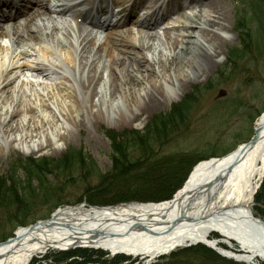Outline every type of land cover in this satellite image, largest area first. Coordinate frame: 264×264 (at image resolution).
<instances>
[{
    "label": "bare ground",
    "instance_id": "6f19581e",
    "mask_svg": "<svg viewBox=\"0 0 264 264\" xmlns=\"http://www.w3.org/2000/svg\"><path fill=\"white\" fill-rule=\"evenodd\" d=\"M54 1L41 0L31 11L0 16V41L9 43H0V165L17 147L58 156L62 143L68 145L83 134L92 142L95 129L110 120L123 127L165 110L214 72L228 44L222 35L231 28L228 0H185L192 12L200 9L199 14L184 18L189 24L184 21L185 31L175 36L169 28L157 32L165 14L152 13L140 21L149 31L139 37L120 32L104 36L100 29L107 26L101 21L105 12L74 9L79 4L65 5L62 14L83 17L93 30L99 29L59 23L50 11ZM137 1L144 0H136L135 9ZM159 1L149 0L146 9ZM133 14L130 11L125 21ZM8 20L12 24L4 25ZM36 47L44 58L56 56L54 47L64 52L74 77L55 63L38 62L28 70L38 76L55 74L56 81L22 80L17 75L22 67L18 51L32 56ZM263 179L264 112L250 141L224 156L200 161L171 200L61 206L48 220L21 227L0 242V264H30L52 251L79 247L151 264L178 248L196 245H210L245 264H264V220L254 214ZM236 246L240 251H233Z\"/></svg>",
    "mask_w": 264,
    "mask_h": 264
},
{
    "label": "rangeland",
    "instance_id": "374dc122",
    "mask_svg": "<svg viewBox=\"0 0 264 264\" xmlns=\"http://www.w3.org/2000/svg\"><path fill=\"white\" fill-rule=\"evenodd\" d=\"M228 5L230 20L227 24L231 28L222 34L228 44L224 47L218 67L206 80L197 86L192 85L186 95L176 99V104L163 111L140 116L132 124L118 127L110 120V124L95 129L93 135L99 142H90L83 134L82 138L78 137L68 145L62 143L63 152L58 156L50 155L49 151L31 154L27 148L17 147L0 165V209H35L20 214L21 221H28L25 224L28 226L49 218L60 206L90 200L98 205L96 202L102 200L105 192L95 187L107 172L112 180L108 189L117 188L118 191L131 188L139 178L144 177L132 171H115L113 162L117 158V149L126 152L129 160L141 157L146 160L152 156L153 160L165 161L167 168L173 167V160L178 157L184 158L188 165L180 173L179 190L197 163L224 156L250 141L255 133L256 121L264 112V39L250 26L248 11L260 10L264 0H228ZM199 10H194V14H199ZM193 12L188 6L178 8L173 11L174 19L170 24L165 23L164 28L168 27L174 36L184 32L186 28L181 24L184 18L194 15ZM135 28L126 29L123 34ZM163 40V43L166 42ZM0 43L9 46L7 40ZM54 50L56 56L53 58H44L39 47L35 48L32 56L18 51L23 68L17 75L26 81L54 83L57 79L55 74L38 76L27 68L38 62H52L59 65L67 76L74 77L65 53L57 51L56 47ZM55 105L58 103L55 102ZM170 180L169 183L173 178ZM149 187L152 185H140L116 194L135 198L118 203H156L154 197H159L161 193L169 195L173 191L172 186L164 191ZM258 196L262 199L255 200L254 214L264 220V187H260ZM16 216L18 214L12 212H0V242L13 237L17 227L24 226L16 224ZM213 237L220 236L213 234ZM206 249L209 248L203 245L178 248L156 258L152 264H244ZM31 264H143V260L124 255L113 257L102 250L79 249L66 253L52 252Z\"/></svg>",
    "mask_w": 264,
    "mask_h": 264
},
{
    "label": "trees",
    "instance_id": "16d2710c",
    "mask_svg": "<svg viewBox=\"0 0 264 264\" xmlns=\"http://www.w3.org/2000/svg\"><path fill=\"white\" fill-rule=\"evenodd\" d=\"M262 10V11H261ZM248 14L250 15L249 24L250 26H253L255 31L257 30L258 34L261 38L264 39V5L260 10L256 9H249ZM126 152H121L117 149V158L114 159V156L112 159H114V166L115 171H118V173H126L128 171H132L135 173H140L144 177L142 179L139 178V180L136 181L133 185H131V188L129 189H123L121 191H118L117 188L114 189H108L109 183H111V178L109 172H107L105 175L102 176L101 180L98 181V185L95 187L97 190H103L105 195H103L102 200L96 202L99 205H110V204H116L121 201H129L135 199L134 197H125L123 196H117L116 194H121L126 190H133V188L140 186V185H148L152 187H149L150 189H161L164 191V189H167L169 186H172L173 191L172 193L168 194H162L159 197H154L153 200L155 201H163L170 199L173 195V193L179 188L181 181L179 179L180 173L182 170L187 167V162L184 160V158L178 157L174 161V166L172 167H166L165 161H160V159L153 160L151 159L152 156H148V158L145 160V157H141L139 159H130L128 155L125 154ZM173 165V164H172ZM169 174V175H168ZM153 176L154 178H152ZM167 176V177H166ZM171 177L173 178V181L169 183L171 180ZM152 178V179H151ZM154 185V186H153ZM264 187V183L262 185ZM128 193V192H127ZM105 197V198H104ZM116 197H119L118 199H115ZM260 198L258 195L256 196V200L259 201ZM91 203V200L89 201ZM209 252H211L209 249H206Z\"/></svg>",
    "mask_w": 264,
    "mask_h": 264
},
{
    "label": "flooded vegetation",
    "instance_id": "af4514ba",
    "mask_svg": "<svg viewBox=\"0 0 264 264\" xmlns=\"http://www.w3.org/2000/svg\"><path fill=\"white\" fill-rule=\"evenodd\" d=\"M22 211L23 213H29V212H32L34 211L35 209H0V212H9V211ZM47 211H50L51 209H46ZM26 220H22V222H25Z\"/></svg>",
    "mask_w": 264,
    "mask_h": 264
},
{
    "label": "water",
    "instance_id": "95a60500",
    "mask_svg": "<svg viewBox=\"0 0 264 264\" xmlns=\"http://www.w3.org/2000/svg\"><path fill=\"white\" fill-rule=\"evenodd\" d=\"M83 206H87V204H83ZM208 247H210V248H213L214 250H215V248L214 247H211L210 245H207ZM223 256H225V257H227V258H230L229 256H227V255H224V254H222ZM236 261H240V259H235Z\"/></svg>",
    "mask_w": 264,
    "mask_h": 264
}]
</instances>
